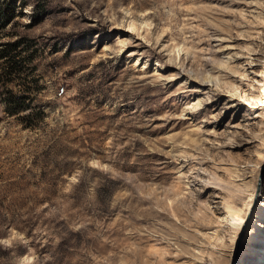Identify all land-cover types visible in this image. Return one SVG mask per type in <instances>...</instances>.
<instances>
[{"label": "rangeland", "instance_id": "rangeland-1", "mask_svg": "<svg viewBox=\"0 0 264 264\" xmlns=\"http://www.w3.org/2000/svg\"><path fill=\"white\" fill-rule=\"evenodd\" d=\"M0 4V264H264V0Z\"/></svg>", "mask_w": 264, "mask_h": 264}, {"label": "bare ground", "instance_id": "bare-ground-1", "mask_svg": "<svg viewBox=\"0 0 264 264\" xmlns=\"http://www.w3.org/2000/svg\"><path fill=\"white\" fill-rule=\"evenodd\" d=\"M225 63L226 62H222V65H224ZM208 78H209V81H210L211 78L210 77H208ZM260 141H261V143L259 144L260 148H259V150H257L254 153V155L257 157V159H261L262 156L264 155V154L261 153V151H264V138H262ZM235 187H237V185ZM231 188H232V186H231ZM232 190L235 191V192L237 191L235 188H233ZM253 196H254V191L253 192L250 191L247 194V200L245 202V205L250 206V204L252 203ZM246 212H247V210H246ZM246 212L244 211V215H242V216L240 214H237V215H230L229 217L225 218V222L228 224L227 230L230 231V236L229 237L231 238V240H229L230 241V245H227V246H229V248L231 250V254H233L234 251H235V246H236L235 244H236L237 241H239L240 233L243 235V237H242V239L239 242L240 243L239 244V248L242 245L241 241L244 239V236L247 233L246 232V229H247L246 228V224L244 223V221L246 220L245 219Z\"/></svg>", "mask_w": 264, "mask_h": 264}, {"label": "trees", "instance_id": "trees-1", "mask_svg": "<svg viewBox=\"0 0 264 264\" xmlns=\"http://www.w3.org/2000/svg\"><path fill=\"white\" fill-rule=\"evenodd\" d=\"M6 15V9L4 8L3 5L0 4V18L3 19V17H5ZM15 44H12V46H14ZM15 103H16V107L12 110L9 111V113H18L19 111L23 110V108L25 107L24 103H23V96H16L14 98ZM24 116H28L27 114H24Z\"/></svg>", "mask_w": 264, "mask_h": 264}]
</instances>
